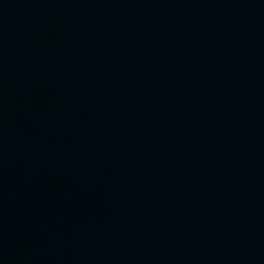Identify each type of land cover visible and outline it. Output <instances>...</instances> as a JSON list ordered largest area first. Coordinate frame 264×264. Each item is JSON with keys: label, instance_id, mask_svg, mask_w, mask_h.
<instances>
[{"label": "water", "instance_id": "95a60500", "mask_svg": "<svg viewBox=\"0 0 264 264\" xmlns=\"http://www.w3.org/2000/svg\"><path fill=\"white\" fill-rule=\"evenodd\" d=\"M0 264H264V0H0Z\"/></svg>", "mask_w": 264, "mask_h": 264}]
</instances>
